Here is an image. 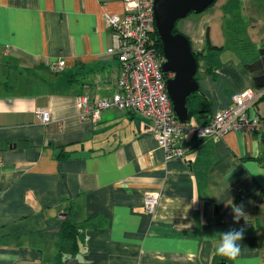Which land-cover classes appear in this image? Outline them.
<instances>
[{"label":"crops","instance_id":"crops-1","mask_svg":"<svg viewBox=\"0 0 264 264\" xmlns=\"http://www.w3.org/2000/svg\"><path fill=\"white\" fill-rule=\"evenodd\" d=\"M227 1L189 14L177 29L203 55L196 81L209 109L192 117L196 125L229 107L234 93L264 90L245 68L264 49V0H239L250 55L227 48ZM123 14L122 0H0V264H53L67 212L83 240L62 264H264V95L259 133L198 139L189 131L181 158L167 159L139 116L78 118V95L114 91L119 67L107 53L106 18ZM58 60L64 70L54 73ZM38 110L50 112L48 126ZM153 191L160 198L149 214L144 195ZM233 205L246 213L239 223ZM241 227L235 261L205 239Z\"/></svg>","mask_w":264,"mask_h":264},{"label":"built area","instance_id":"built-area-1","mask_svg":"<svg viewBox=\"0 0 264 264\" xmlns=\"http://www.w3.org/2000/svg\"><path fill=\"white\" fill-rule=\"evenodd\" d=\"M155 0H122L124 14L107 16L106 23L112 32L113 44L107 53L118 62V77L114 91L104 98L78 95L75 100L78 118L96 122L104 110H116L139 116L149 123L150 132L167 159L184 155L185 135L191 131L198 139H220L228 133H259L261 119L256 104L264 90L247 89L234 93L232 104L212 115L208 122L191 126L179 121L172 109L166 91V81L172 73L162 72L163 56L154 45ZM54 73L64 70V62L52 64ZM39 123H51L48 110L35 112ZM160 198L159 192H146L143 209L152 214Z\"/></svg>","mask_w":264,"mask_h":264},{"label":"water","instance_id":"water-1","mask_svg":"<svg viewBox=\"0 0 264 264\" xmlns=\"http://www.w3.org/2000/svg\"><path fill=\"white\" fill-rule=\"evenodd\" d=\"M216 0H155L153 5L155 31L161 42L164 62L162 72L172 73L166 81V91L173 112L181 122L190 118L187 100L198 91L195 79L197 60L188 39L181 33H174L176 23L189 14H200ZM245 68L254 73L255 89L264 88V49L258 51V59ZM218 264H226L219 262Z\"/></svg>","mask_w":264,"mask_h":264},{"label":"trees","instance_id":"trees-1","mask_svg":"<svg viewBox=\"0 0 264 264\" xmlns=\"http://www.w3.org/2000/svg\"><path fill=\"white\" fill-rule=\"evenodd\" d=\"M223 9L226 17L225 35L227 48L237 49L240 52L245 53V55L252 54L253 46L241 38L243 23L239 16V0H228ZM174 33H178L176 27L174 29ZM153 38L156 50L158 51L159 55L163 56L161 42L156 34V31L153 34ZM193 55L196 60L198 57L203 56L202 53H193ZM187 107L189 110L190 120L194 115L200 112H208L209 103L205 97L200 95L197 91L188 98ZM261 160H264V133L262 134L261 140ZM236 203L238 204V202ZM59 234L60 241L58 243V256L57 259L53 261V264H62L63 256H75L78 252L79 244L83 240V233L72 221L69 212L63 215L60 221Z\"/></svg>","mask_w":264,"mask_h":264},{"label":"clouds","instance_id":"clouds-1","mask_svg":"<svg viewBox=\"0 0 264 264\" xmlns=\"http://www.w3.org/2000/svg\"><path fill=\"white\" fill-rule=\"evenodd\" d=\"M233 223H239L246 216L243 205L232 206ZM245 229H229L224 232H215L210 237H205L213 245L214 252L228 261H235L241 254L240 241L244 237Z\"/></svg>","mask_w":264,"mask_h":264},{"label":"rangeland","instance_id":"rangeland-1","mask_svg":"<svg viewBox=\"0 0 264 264\" xmlns=\"http://www.w3.org/2000/svg\"><path fill=\"white\" fill-rule=\"evenodd\" d=\"M181 22H182V20H179V21L176 23V28H177V29H180ZM189 124H190L191 126H195V125L197 124V123H195V118H191V119L189 120Z\"/></svg>","mask_w":264,"mask_h":264}]
</instances>
